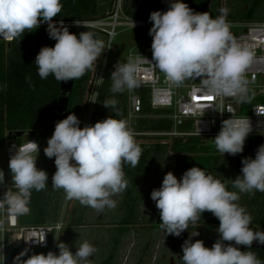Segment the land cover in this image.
Returning a JSON list of instances; mask_svg holds the SVG:
<instances>
[{
	"label": "clouds",
	"instance_id": "clouds-1",
	"mask_svg": "<svg viewBox=\"0 0 264 264\" xmlns=\"http://www.w3.org/2000/svg\"><path fill=\"white\" fill-rule=\"evenodd\" d=\"M62 9L61 0H0V39L11 42L46 23L48 35L56 43L53 47H42L36 55L34 63L38 75L41 79L51 75L59 82H68L96 70L105 45L94 38L92 32L82 31L77 36L63 21L57 26L54 18ZM219 11L220 15L212 18L209 12L193 11L183 0H171L167 11L151 12L152 59L129 54L126 63L115 64L110 91L116 94L140 87V73L147 59L163 74L169 88L199 80V93L219 102L215 106H199L201 108L223 113L224 98L251 103L254 93L249 95V91L255 79L249 80L247 72L254 61V52L231 33L227 22L229 9ZM76 24L80 23L76 21ZM118 103L111 98L102 104L115 116H120ZM227 112L232 113L231 118L222 121L212 140L221 155L236 156L243 152L253 126L248 117H236L231 108ZM256 114L264 115V109ZM80 123L75 114H69L56 122L47 140L43 151L47 158H55L56 167L51 184L62 189L67 200H76L97 212L115 209L118 202L112 197L121 195L128 186L123 165L135 168L143 149L126 119L109 115L94 125L81 128ZM12 148L15 151L8 162L11 187L7 186L5 173L0 169V186L6 189L0 198V230L7 222L28 215L32 191L44 190L49 182L48 173L37 167L40 151L37 141L24 139L18 147L14 144ZM241 173L235 179L222 182L201 167H191L180 179L169 171L160 188L151 192V199L159 210L160 228L166 236H181L204 212H210L219 220V238L211 248L202 240L193 242L192 237L199 232H190L182 244V264H264L254 252L241 251L238 247L251 249L254 241L264 245V231L250 227L252 216L238 203L240 193L253 196L257 191L264 193V144L258 147L254 159H242ZM229 181L238 191L228 190ZM25 241L43 245L46 233ZM56 241L58 253L49 251L21 259L29 251L25 248L15 257V264H94L91 257L98 249L87 239L78 244L75 253L68 244Z\"/></svg>",
	"mask_w": 264,
	"mask_h": 264
},
{
	"label": "trees",
	"instance_id": "trees-1",
	"mask_svg": "<svg viewBox=\"0 0 264 264\" xmlns=\"http://www.w3.org/2000/svg\"><path fill=\"white\" fill-rule=\"evenodd\" d=\"M115 0H61L63 9L54 18L55 23L63 21L71 33L79 36L82 31H90L88 28L74 27L73 22H87L106 18L112 10ZM195 12H209L212 18L220 15L222 0H183ZM264 0H253L247 7L237 15L228 13L227 18L240 19L246 21H256L258 13ZM160 0H125V13L133 18L148 20L151 12L158 11ZM56 41L49 37L47 26H40L34 32H26L23 37L14 39L12 43L0 41V150L7 147L9 143L20 144L24 142V137H16V133L23 132L29 134L36 132V140L40 145L53 134L56 122L65 119L69 114H75L80 122L85 111L88 93L87 87L93 74V70L88 71L82 78L76 79L74 90L70 99L67 112H58V102L61 92V83L54 76L41 79L38 75L35 57L42 47H53ZM126 63V57L111 60L109 63L105 82L99 96L93 125L106 119L109 115L117 119H126L129 91L113 94L110 91L111 73L115 70L117 63ZM30 78V79H29ZM186 83L198 84L199 80H189ZM143 102L144 114L162 115L164 111H154L151 107V93L144 89L137 91ZM115 98L118 100V108L122 115L115 116L109 108L103 106L105 99ZM245 103L244 113L249 112V105L255 103ZM81 126V123H80ZM137 130L145 131H169L173 128L170 120L163 118L142 119L135 123ZM10 133L14 135L9 138ZM264 144V137H248L245 141L244 152L231 156L221 155L215 146L207 145L200 138H189L187 141L176 140L171 144L162 145L153 141L148 144H141L143 149L138 165L133 168L129 164H124L123 170L128 181L127 189L123 199V221H139L142 215V207L146 204L147 195L151 192V187L158 188L162 184L155 183V176L159 172L160 164L167 161L168 170L173 174L179 173V179L183 173L191 167H201L207 173L216 177V172L222 164L230 162V178L235 179L241 175L242 159L255 158L256 150ZM43 168L48 173L49 182L42 191H32L30 201V213L19 217L22 226H39L55 223L59 220L64 204L65 193L62 189H56L51 184V177L56 171L54 160L45 156L44 151L39 155ZM217 178V177H216ZM229 191H238L232 187L231 182L227 184ZM238 203L245 207L252 216L250 227L254 231L264 230V193L257 191L255 195L240 193ZM204 219H208L209 232L213 227L218 229L219 220L210 212H204ZM81 223L84 217L73 219ZM159 221L160 215H159ZM124 232L122 237H124ZM122 239L116 242V250L119 248ZM240 247L243 251L245 247ZM23 248H7L5 264H15V257L23 251ZM46 250H39L34 253L28 251L27 255L21 259H27L32 254L44 253Z\"/></svg>",
	"mask_w": 264,
	"mask_h": 264
},
{
	"label": "built area",
	"instance_id": "built-area-1",
	"mask_svg": "<svg viewBox=\"0 0 264 264\" xmlns=\"http://www.w3.org/2000/svg\"><path fill=\"white\" fill-rule=\"evenodd\" d=\"M124 3L125 0H115L112 10L108 13L106 18L79 22V25H77L76 22L71 24L74 27L90 29L96 39H100V37L106 39V44H104L105 50L101 58L97 60L96 70H93V74L88 83V101L82 115L81 128L87 125H93L97 102L105 82L107 67L111 62L110 56L116 38L124 30L152 27L151 21L136 19L127 15L124 10ZM170 3L171 0H160L158 11H167L170 7ZM227 22L230 26L231 33L237 41L242 45L249 46L254 52V61L248 69L247 78L249 80L255 79V83L250 85L249 95L254 93V98L252 100H256V102L249 105V112H243L245 108L244 102H238L236 98H224L223 113L212 108L207 109L199 107L202 105L215 106L219 103L215 99H195L196 97H203L198 91L200 83H186L185 86L179 88H169L165 83L163 74L160 73L158 69H155L151 62L148 61L152 59V37H146L137 46L142 47L141 50L138 52L132 50L129 53L132 55L141 54L148 59H145L142 65V71L140 73L141 86L129 91L126 113V120L134 131L135 140L139 145L148 144L153 141L159 142L162 145H168L176 140H183L185 142L189 138H200L203 141H213L212 139H214L221 128L222 121L232 116V113L227 112L228 108L233 110L236 117H248L251 120L253 131L248 137H264V115L258 116L256 114V111L259 112L264 109V21L227 19ZM56 24L59 26V23ZM64 25L66 24L64 23ZM40 26H47V24L42 23ZM3 41L12 43L14 40L11 42L7 40ZM144 89L149 90L151 93L152 110L164 111L162 115L154 113L147 115L143 113L142 98L137 91ZM156 118L170 120L173 123V128L169 131L162 132L137 130L135 128V123L138 120ZM25 139L37 141L36 138L33 139L28 134L25 136ZM47 140L43 145L39 144V155L44 148L47 147ZM13 145L14 143H9L5 149L0 150V159L2 162L3 159L1 154H5L9 159L10 156L14 154L15 149L12 148ZM15 145L17 147L19 146V144ZM211 146H214V143ZM10 149H12V151H10ZM1 161L0 169L5 173L7 186L11 187L7 171H5ZM5 190L4 186H0V198H2ZM62 211L59 220L51 224L22 226L19 218H17L15 222H7L3 230H0V251L3 252H0V264H5L4 257H6L8 247L18 249L28 248L32 253L39 250L57 253L56 239L60 240V235L66 228L64 210ZM57 225L60 226L59 229ZM40 233H46L45 244L38 245L32 241H25L29 238L38 236Z\"/></svg>",
	"mask_w": 264,
	"mask_h": 264
},
{
	"label": "rangeland",
	"instance_id": "rangeland-1",
	"mask_svg": "<svg viewBox=\"0 0 264 264\" xmlns=\"http://www.w3.org/2000/svg\"><path fill=\"white\" fill-rule=\"evenodd\" d=\"M251 1H253V0H222V7L221 8H227V9H229L230 14L237 15L241 10L246 8L248 3ZM258 16L259 17L256 19V21H264V4L260 8ZM227 19H231V18H227ZM149 30H150V28H141V29L127 30V31L124 30L123 32H121L119 34V36L116 38V40L114 41L110 60H116V59H119L122 57H127L128 54L132 50H135L136 52L141 50L142 47H137V46L146 37H151L149 35ZM100 40H102L104 42V44H106L105 38L100 37ZM204 142L207 145H212L214 143L213 141H204ZM1 156L3 159L4 165H5L6 171H7L9 184H11V173H10V169L8 167L9 158L5 154H3V155L1 154ZM168 166H169V163H167V161L164 164H163V162L160 164L159 172L155 176V183L162 184L164 176L169 172ZM37 167L39 169L43 168V163H42L41 157L39 155L37 157ZM229 168H230V162H227L226 164H222L216 172L217 179H220L222 182H224L225 179H229L230 178ZM174 175L179 179V176H178L179 173L178 172H175ZM159 188H160V186H158V188H155V189H159ZM153 190H154V188L151 187V192ZM125 192L126 191H124L119 196L112 197L113 199L117 200V202H118L117 207L115 209L105 208V210L103 212H97L90 207L83 206L76 200H67L66 199L64 207H63L65 220H66V228L64 229V231L60 235L59 241L68 244L70 251H72L73 253H75V251L77 250L76 247L78 246V244L81 243L84 239H87L90 243H92L93 245H96L95 243L98 242L96 239L99 240V238H98L99 234L97 235L98 232H94V233L88 232L86 230V228L74 227V228L69 229L70 221H73V219H76V218L79 219L81 217H84L85 221H99L100 224L103 225V227L105 224L110 225V224L117 223L119 221H123L124 216H125L124 211H123V199H124ZM151 192L148 193L146 204L142 207V215H141L139 221H149L151 223H153L152 221H159V210L156 208L155 202L151 199ZM200 221H202L203 224H205V225H207L209 223L208 219H204V213L202 214L201 219L198 220L197 222L199 223ZM110 227L111 226H108V227L106 226V228L100 229L99 232H101V234L103 235V234L111 231V233L113 235V236H111V238H116V234L118 232L116 230L110 228ZM192 227L194 228L195 226H189V228H188L189 230H186L183 232L185 235L184 236L185 240L189 238L190 232H192L191 229H193ZM199 227L202 229H199V235L198 236L192 237L193 242H195V240L199 239V240H202L204 242L205 246H208V244L211 245V243H214V241H212V239H210V238H209V240L207 239L206 229H204L203 226H199ZM113 231H115V232H113ZM215 233H216L215 239L217 240L219 238V234H218L217 230L215 231ZM187 234H189V235H187ZM102 235H101V237H102ZM106 235H108V234H106ZM114 242L115 241H112L111 244L114 245ZM131 242H132L131 240H129L127 242V244H126L128 246V247L126 246L127 248L130 247ZM58 251H59V249L57 247V253H58ZM181 252H182V249L180 248L179 254ZM92 260H94V259H92ZM96 260H97L96 262H99L100 259L97 258Z\"/></svg>",
	"mask_w": 264,
	"mask_h": 264
},
{
	"label": "flooded vegetation",
	"instance_id": "flooded-vegetation-1",
	"mask_svg": "<svg viewBox=\"0 0 264 264\" xmlns=\"http://www.w3.org/2000/svg\"><path fill=\"white\" fill-rule=\"evenodd\" d=\"M119 221L114 224H105L104 227L100 224L99 221H70V228H86L88 232H98V242L94 245L98 251L96 254L91 257L94 259V264H182L181 257L183 252L179 254V249H182V244L184 243V233L181 236L176 237L174 235H167L165 231L160 228L161 221ZM106 226H111L110 228L116 230V238H111V231L105 234L99 232L100 229L106 228ZM189 226H195L192 231H198L199 226H203L206 229V236L209 240L212 239L214 243L215 239V229L209 232L210 223L207 225L203 224L202 221L197 222L195 225L189 224ZM68 228V227H67ZM261 231H264L260 226L258 227ZM189 230V229H188ZM115 232V231H113ZM124 232L125 235L122 237L121 234ZM108 234V235H106ZM102 235V237H101ZM189 235V234H187ZM122 239L119 248L116 250V242ZM131 240L130 247L126 245L127 242ZM112 241L114 245L111 244ZM255 242V241H254ZM253 242V244H254ZM211 245L208 246L211 248ZM252 244V245H253ZM259 244V243H258ZM127 246V247H126ZM260 248H245L243 251H252L256 256L264 262V245L259 244ZM100 259L99 262H96V259Z\"/></svg>",
	"mask_w": 264,
	"mask_h": 264
},
{
	"label": "water",
	"instance_id": "water-1",
	"mask_svg": "<svg viewBox=\"0 0 264 264\" xmlns=\"http://www.w3.org/2000/svg\"><path fill=\"white\" fill-rule=\"evenodd\" d=\"M3 40L4 39H0V41H3ZM75 81L76 80L61 83V92H60V98H59V102H58V112L60 114L67 112V110L69 108L70 99H71V96H72V93L74 90ZM13 135H14L13 133H10L9 138L11 139ZM28 135L33 139H35L37 137L36 132H30ZM15 136L21 138V137L25 136V133H23V132L16 133ZM0 161H1V159H0ZM1 163H2V165L6 171L5 165L3 164L2 161H1ZM252 248H260L258 241L254 242V244L252 245Z\"/></svg>",
	"mask_w": 264,
	"mask_h": 264
},
{
	"label": "snow or ice",
	"instance_id": "snow-or-ice-1",
	"mask_svg": "<svg viewBox=\"0 0 264 264\" xmlns=\"http://www.w3.org/2000/svg\"><path fill=\"white\" fill-rule=\"evenodd\" d=\"M195 99H197V100H199V99L211 100L212 98H210V97H196Z\"/></svg>",
	"mask_w": 264,
	"mask_h": 264
},
{
	"label": "crops",
	"instance_id": "crops-1",
	"mask_svg": "<svg viewBox=\"0 0 264 264\" xmlns=\"http://www.w3.org/2000/svg\"><path fill=\"white\" fill-rule=\"evenodd\" d=\"M66 201V200H65Z\"/></svg>",
	"mask_w": 264,
	"mask_h": 264
}]
</instances>
